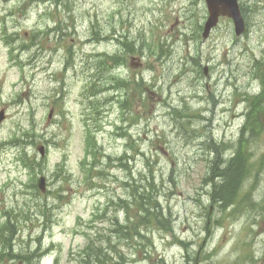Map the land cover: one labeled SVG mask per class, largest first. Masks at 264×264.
Masks as SVG:
<instances>
[{
	"label": "rangeland",
	"instance_id": "374dc122",
	"mask_svg": "<svg viewBox=\"0 0 264 264\" xmlns=\"http://www.w3.org/2000/svg\"><path fill=\"white\" fill-rule=\"evenodd\" d=\"M238 4L203 40L204 0H0V264H264V0Z\"/></svg>",
	"mask_w": 264,
	"mask_h": 264
},
{
	"label": "trees",
	"instance_id": "16d2710c",
	"mask_svg": "<svg viewBox=\"0 0 264 264\" xmlns=\"http://www.w3.org/2000/svg\"><path fill=\"white\" fill-rule=\"evenodd\" d=\"M262 97H264V93L262 96L259 95L257 98L255 97L256 100L254 102H256V101L258 102V100L259 101L262 100ZM263 102H264V99H263ZM256 107H257V109H259L260 106L258 105V103H256ZM257 121H258L257 117L252 118L251 116H249L248 128L250 129L251 134L256 135L257 129L262 128V126L264 125V122L260 124V123H258L259 121L258 122ZM241 147L244 148V143L242 141L238 143V148H237L238 150H235L233 152L234 154L232 155V157H229L227 159V162L223 166H221L220 163H216L217 158H215L211 161V163L215 162L214 165L211 167V170L215 171L216 176L219 177L217 180L213 181V183H212L211 197L214 200H216V202H218V204L221 206H224L227 203L233 202L232 200L236 196L234 191L236 190V188L238 187V185L240 184L242 179L249 176L252 172V169H251V166L249 163V155L248 156L244 155L243 152L241 151L242 150ZM241 174H242V176H240ZM231 179H232V181H231ZM228 185L230 187H228ZM221 189L222 190L225 189V190L222 192ZM138 210H139V213L136 216V220H137L138 225H144L145 223L149 224V223H154V222L157 224L161 223L162 213H161L160 209L158 208V205H154L148 201V205L146 207L141 204V206L138 208ZM145 220H149V222L145 221ZM7 230H8V227L5 223L3 225V227L0 229V237H1L0 238V244L2 247V249L0 250V256L3 254V250H4V254H6L4 256H6L9 259L10 258L9 255L12 257V253L9 251L11 237H10V235L5 234V232ZM123 232H124V235L128 234V230L126 229V227H124ZM132 235L133 236L134 235L140 236L139 231H137L135 229H134V232L132 233ZM94 241H96V239ZM95 245H93V241L91 239H88L85 247L82 249V251L85 255L84 258L87 257L85 259L86 261H88V259L91 260L92 258H97V260H98L99 255L96 252L100 251V247L101 248H108L109 247V245L107 243H106V246H108V247H105L104 245L98 246V243ZM6 252H8L9 254ZM100 252L102 253V255L105 254V252H102V251H100Z\"/></svg>",
	"mask_w": 264,
	"mask_h": 264
},
{
	"label": "water",
	"instance_id": "95a60500",
	"mask_svg": "<svg viewBox=\"0 0 264 264\" xmlns=\"http://www.w3.org/2000/svg\"><path fill=\"white\" fill-rule=\"evenodd\" d=\"M204 3L207 9V18L203 24V38L207 37L210 29L217 24L220 16L231 18L236 35L243 32L244 23L238 8L237 0H204ZM1 119L2 112H0V120ZM39 151H42V147L39 148ZM38 187L41 191L44 190V177L38 179Z\"/></svg>",
	"mask_w": 264,
	"mask_h": 264
},
{
	"label": "bare ground",
	"instance_id": "6f19581e",
	"mask_svg": "<svg viewBox=\"0 0 264 264\" xmlns=\"http://www.w3.org/2000/svg\"><path fill=\"white\" fill-rule=\"evenodd\" d=\"M182 135H183V134H182ZM220 156H221V155L218 154L217 158H219ZM226 161H227V160H226ZM221 163H222V161H221ZM234 167H235V166H234ZM234 167H233V168H234ZM233 168H232V169H233ZM235 169H236V168H235ZM241 171H242V170H241ZM236 172H237V171H236ZM240 176H242V174H241ZM227 177H228V176H227ZM229 177H230V176H229ZM241 179H242V178H241ZM231 181H232V179H231ZM234 182H235V181H234ZM235 183H236V182H235ZM232 184H233V183H232ZM224 185H225V184H224ZM228 187H230V186L228 185ZM228 187H227V188H228ZM233 188H234V187H233ZM228 189H229V188H228ZM221 190H222V189H221ZM224 190H225V189H224ZM224 190H222V192H223ZM228 191H229V190H228ZM226 192H227V191H226ZM226 194H227V193H226Z\"/></svg>",
	"mask_w": 264,
	"mask_h": 264
}]
</instances>
